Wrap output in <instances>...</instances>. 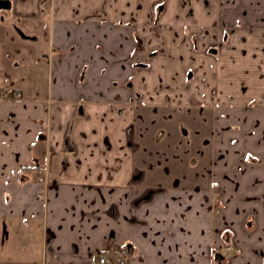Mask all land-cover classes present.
I'll use <instances>...</instances> for the list:
<instances>
[{
    "label": "crops",
    "instance_id": "1",
    "mask_svg": "<svg viewBox=\"0 0 264 264\" xmlns=\"http://www.w3.org/2000/svg\"><path fill=\"white\" fill-rule=\"evenodd\" d=\"M3 88L0 264H264V0H0Z\"/></svg>",
    "mask_w": 264,
    "mask_h": 264
},
{
    "label": "built area",
    "instance_id": "2",
    "mask_svg": "<svg viewBox=\"0 0 264 264\" xmlns=\"http://www.w3.org/2000/svg\"><path fill=\"white\" fill-rule=\"evenodd\" d=\"M4 82H7V79L4 78ZM0 99L1 100H22V96L19 92L12 91L10 94L7 90L0 89ZM38 183L45 184V179H38ZM96 264H126V256L120 252H118L115 248H111L108 251L101 253L96 258Z\"/></svg>",
    "mask_w": 264,
    "mask_h": 264
},
{
    "label": "rangeland",
    "instance_id": "3",
    "mask_svg": "<svg viewBox=\"0 0 264 264\" xmlns=\"http://www.w3.org/2000/svg\"><path fill=\"white\" fill-rule=\"evenodd\" d=\"M45 174H46V171L44 170V172H43V176L42 177H40L41 179H45ZM40 178H38V179H40ZM37 246H39L38 244H36V245H32V247H31V254H34V255H36L37 256V260H34V261H40V252L38 251V249H37ZM2 247H6V244L4 243V244H2ZM5 251V250H4ZM10 253V252H9ZM27 256V255H26ZM36 256H33L34 258L33 259H36ZM11 257H13V259H14V261H17V260H21V261H28L29 259L27 258V257H22V256H20V254H19V256L18 255H16V253L14 252V254H13V256H11ZM33 261V260H32Z\"/></svg>",
    "mask_w": 264,
    "mask_h": 264
},
{
    "label": "flooded vegetation",
    "instance_id": "4",
    "mask_svg": "<svg viewBox=\"0 0 264 264\" xmlns=\"http://www.w3.org/2000/svg\"><path fill=\"white\" fill-rule=\"evenodd\" d=\"M214 200H217V197L214 196ZM214 211H215L216 214L219 213V210H218V209H215ZM229 248H230V247H229ZM118 252H120V251H118ZM130 252H131L130 250L127 251V253H128L129 255L131 254ZM120 253H122V252H120ZM122 254H124V253H122ZM124 255H125V254H124ZM125 256H126V255H125ZM214 256H215V257H219V258L222 259V257L224 256V254H223L222 252H218V253L215 254ZM126 259H127V256H126Z\"/></svg>",
    "mask_w": 264,
    "mask_h": 264
}]
</instances>
